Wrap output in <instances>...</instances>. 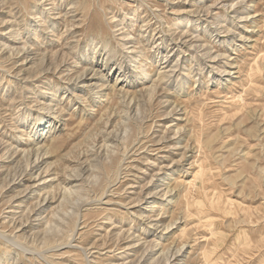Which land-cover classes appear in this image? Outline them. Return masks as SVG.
Masks as SVG:
<instances>
[{"label": "rangeland", "instance_id": "1", "mask_svg": "<svg viewBox=\"0 0 264 264\" xmlns=\"http://www.w3.org/2000/svg\"><path fill=\"white\" fill-rule=\"evenodd\" d=\"M0 264H264V0H0Z\"/></svg>", "mask_w": 264, "mask_h": 264}, {"label": "bare ground", "instance_id": "2", "mask_svg": "<svg viewBox=\"0 0 264 264\" xmlns=\"http://www.w3.org/2000/svg\"><path fill=\"white\" fill-rule=\"evenodd\" d=\"M25 48V47H24ZM134 60H137V58H134ZM117 78H119V77H117ZM121 78V77H120ZM166 79H167V77H166ZM169 79V78H168ZM165 81V80H164ZM39 155V154H38Z\"/></svg>", "mask_w": 264, "mask_h": 264}]
</instances>
